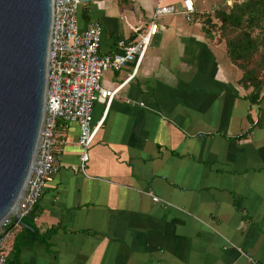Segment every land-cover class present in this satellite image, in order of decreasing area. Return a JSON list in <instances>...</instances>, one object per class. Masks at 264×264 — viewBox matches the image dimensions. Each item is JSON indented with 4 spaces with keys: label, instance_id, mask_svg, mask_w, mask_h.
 <instances>
[{
    "label": "crops",
    "instance_id": "obj_1",
    "mask_svg": "<svg viewBox=\"0 0 264 264\" xmlns=\"http://www.w3.org/2000/svg\"><path fill=\"white\" fill-rule=\"evenodd\" d=\"M183 1L89 3L101 56L132 45L156 7L174 13L158 20L133 79L132 64L102 75L101 89L123 87L94 106L84 172L79 128L68 126L34 219L40 234L56 232L7 264H264V99L250 105L224 41L202 23L234 0H191L189 20Z\"/></svg>",
    "mask_w": 264,
    "mask_h": 264
},
{
    "label": "built area",
    "instance_id": "obj_2",
    "mask_svg": "<svg viewBox=\"0 0 264 264\" xmlns=\"http://www.w3.org/2000/svg\"><path fill=\"white\" fill-rule=\"evenodd\" d=\"M79 5L76 0H52L44 117L30 174L18 202L21 218L38 204L46 184L58 173L64 134L72 123L79 128V167L85 171L88 152L98 129L93 125L94 106L99 101H105L109 106L123 87L122 84L114 90L101 89L102 75L132 64L131 74L125 82L133 79L156 35L158 20L174 13L173 7H156L147 28L138 34L132 45L123 46L112 55L101 56V24L90 19L85 31L81 32L78 27ZM183 7L184 16L189 20L190 14L194 13L192 1L184 0ZM153 200L159 202L158 198ZM12 221L7 217L0 225V264H7L11 252L10 233H4L3 227Z\"/></svg>",
    "mask_w": 264,
    "mask_h": 264
},
{
    "label": "water",
    "instance_id": "obj_3",
    "mask_svg": "<svg viewBox=\"0 0 264 264\" xmlns=\"http://www.w3.org/2000/svg\"><path fill=\"white\" fill-rule=\"evenodd\" d=\"M51 23L52 0H0V225L30 231L18 202L44 117Z\"/></svg>",
    "mask_w": 264,
    "mask_h": 264
},
{
    "label": "trees",
    "instance_id": "obj_4",
    "mask_svg": "<svg viewBox=\"0 0 264 264\" xmlns=\"http://www.w3.org/2000/svg\"><path fill=\"white\" fill-rule=\"evenodd\" d=\"M88 6L89 3L82 4L81 17L86 21L89 20ZM202 23L208 40L217 37L218 41H224L226 55L240 72L238 83L248 92L245 98L251 106H259L264 99V0L236 1L228 10H216L212 18L207 16ZM254 128L252 123L248 134ZM36 213L37 205L22 218L32 231L22 228L14 236L11 245L14 259L23 246L34 241L46 244L56 232L52 228L40 234L34 226ZM14 227L12 221L3 227V232L11 233Z\"/></svg>",
    "mask_w": 264,
    "mask_h": 264
},
{
    "label": "rangeland",
    "instance_id": "obj_5",
    "mask_svg": "<svg viewBox=\"0 0 264 264\" xmlns=\"http://www.w3.org/2000/svg\"><path fill=\"white\" fill-rule=\"evenodd\" d=\"M236 1H237V2H242V0H234V2H236ZM234 2H232V4H233Z\"/></svg>",
    "mask_w": 264,
    "mask_h": 264
}]
</instances>
